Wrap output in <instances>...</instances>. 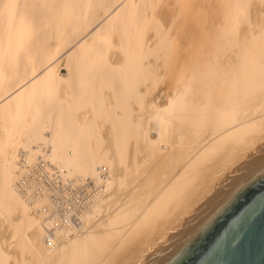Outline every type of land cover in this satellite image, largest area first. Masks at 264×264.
Listing matches in <instances>:
<instances>
[{
    "label": "bare ground",
    "instance_id": "obj_1",
    "mask_svg": "<svg viewBox=\"0 0 264 264\" xmlns=\"http://www.w3.org/2000/svg\"><path fill=\"white\" fill-rule=\"evenodd\" d=\"M93 1L0 0V264H164L264 171V0Z\"/></svg>",
    "mask_w": 264,
    "mask_h": 264
},
{
    "label": "water",
    "instance_id": "obj_2",
    "mask_svg": "<svg viewBox=\"0 0 264 264\" xmlns=\"http://www.w3.org/2000/svg\"><path fill=\"white\" fill-rule=\"evenodd\" d=\"M164 264H264V171L223 198Z\"/></svg>",
    "mask_w": 264,
    "mask_h": 264
},
{
    "label": "rangeland",
    "instance_id": "obj_3",
    "mask_svg": "<svg viewBox=\"0 0 264 264\" xmlns=\"http://www.w3.org/2000/svg\"><path fill=\"white\" fill-rule=\"evenodd\" d=\"M91 14L96 16V15H99V18L97 20H92L89 24V27L88 29L85 31V33L78 39H87V38H90L91 37V34L92 32L97 28V26L103 21V19L105 18V14L103 12V7L98 5V1L97 0H94L93 1V7L91 9ZM77 40V41H78ZM77 41H74L73 43H71L70 45H68L67 47L63 48L60 53H59V57L61 59H63L60 67H59V70L64 73L66 72V68H65V64H64V58L66 56V54L69 52V49L77 42ZM49 46H54L56 44V40L55 39H50L49 41ZM47 66V65H46ZM43 68H41L39 71L43 70ZM57 187H60L62 188L63 187V184L62 182H58L57 184Z\"/></svg>",
    "mask_w": 264,
    "mask_h": 264
},
{
    "label": "flooded vegetation",
    "instance_id": "obj_4",
    "mask_svg": "<svg viewBox=\"0 0 264 264\" xmlns=\"http://www.w3.org/2000/svg\"><path fill=\"white\" fill-rule=\"evenodd\" d=\"M259 203H260V201L257 202V204L255 205V207H257ZM254 209H255V208H254ZM250 214H251V213L246 214V215H245V218H246V217H249ZM242 219H244V217H242V218L240 219V221H241ZM229 232H230V230H229ZM227 234H230V233H227V232H226L224 235L226 236ZM227 236H228V235H227ZM227 240H228V239H227ZM224 241L226 242V240H224ZM226 243H227V242H226ZM226 243H225V244H226Z\"/></svg>",
    "mask_w": 264,
    "mask_h": 264
}]
</instances>
